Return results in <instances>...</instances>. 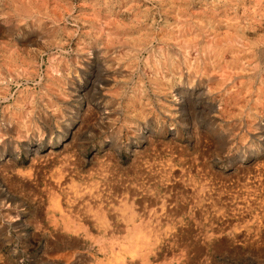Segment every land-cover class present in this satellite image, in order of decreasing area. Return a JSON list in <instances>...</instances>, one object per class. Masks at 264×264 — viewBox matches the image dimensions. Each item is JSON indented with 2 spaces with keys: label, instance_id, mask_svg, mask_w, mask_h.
<instances>
[{
  "label": "rangeland",
  "instance_id": "374dc122",
  "mask_svg": "<svg viewBox=\"0 0 264 264\" xmlns=\"http://www.w3.org/2000/svg\"><path fill=\"white\" fill-rule=\"evenodd\" d=\"M0 264H264V0H0Z\"/></svg>",
  "mask_w": 264,
  "mask_h": 264
},
{
  "label": "bare ground",
  "instance_id": "6f19581e",
  "mask_svg": "<svg viewBox=\"0 0 264 264\" xmlns=\"http://www.w3.org/2000/svg\"><path fill=\"white\" fill-rule=\"evenodd\" d=\"M68 130H69V129H67V131H68ZM67 133H68V132H67ZM35 150H37V149H35ZM153 162H154V161H153ZM77 164H78V163H77ZM77 164H76V165H77ZM66 166H67V165H66ZM64 167H65V166H64ZM148 167H149V166H148ZM61 171H62V170H61ZM64 171H65V170H64ZM62 172H63V171H62ZM68 173H70V172H68ZM109 173H110V172H109ZM166 175H167V174H166ZM56 176H58V174H57ZM162 176H164V175H162ZM54 179H55V178H54ZM65 181H66V180H65ZM61 182H62V181H61ZM63 183H64V182H63ZM207 185H208V184H207ZM51 187H52V186H51ZM52 189H55V188H52ZM62 189H64V188H62ZM89 189H90V188H89ZM70 190H71V189H70ZM51 191H52V190H51ZM230 191H231V190H230ZM53 192H54V191H53ZM57 192H58V191H57ZM246 193H247V192H246ZM68 195H69V193H68ZM96 196H97V195H96ZM147 197H148V196H147ZM62 199H63V198H62ZM63 200H64V199H63ZM100 201H101V200H100ZM213 201H214V200H213ZM194 203H195V202H194ZM81 204H82V203H81ZM195 204H196V203H195ZM62 206H63V205H62ZM89 206H90V205H89ZM89 206H88V207H89ZM229 206H230V205H229ZM62 210H63V209H62ZM74 210H75V209H74ZM115 210H116V209H115ZM96 211H97V210H96ZM69 214H70V213H69ZM104 214H105V213H104ZM118 214H119V213H118ZM94 216H96V215H94ZM112 216H113V215H112ZM96 220H97V219H96ZM96 220H95V221H96ZM56 221H57V220H56ZM56 221H55V222H56ZM106 223H107V222H106ZM88 226H89V225H88ZM100 227H101V226H100ZM106 228H107V227H106ZM88 230H89V229H88ZM143 248H144V247H143ZM77 254H78V253H77Z\"/></svg>",
  "mask_w": 264,
  "mask_h": 264
}]
</instances>
